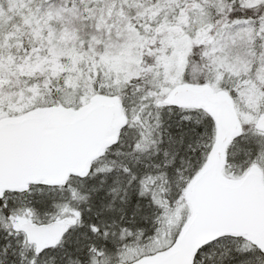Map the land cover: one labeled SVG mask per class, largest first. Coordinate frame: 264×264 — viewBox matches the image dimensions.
Returning <instances> with one entry per match:
<instances>
[{"label":"snow or ice","instance_id":"1","mask_svg":"<svg viewBox=\"0 0 264 264\" xmlns=\"http://www.w3.org/2000/svg\"><path fill=\"white\" fill-rule=\"evenodd\" d=\"M0 264H264V0H0Z\"/></svg>","mask_w":264,"mask_h":264}]
</instances>
